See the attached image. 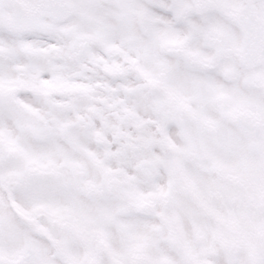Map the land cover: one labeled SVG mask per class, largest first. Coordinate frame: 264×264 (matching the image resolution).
Segmentation results:
<instances>
[{
  "label": "snow or ice",
  "instance_id": "1",
  "mask_svg": "<svg viewBox=\"0 0 264 264\" xmlns=\"http://www.w3.org/2000/svg\"><path fill=\"white\" fill-rule=\"evenodd\" d=\"M0 264H264V0H0Z\"/></svg>",
  "mask_w": 264,
  "mask_h": 264
}]
</instances>
